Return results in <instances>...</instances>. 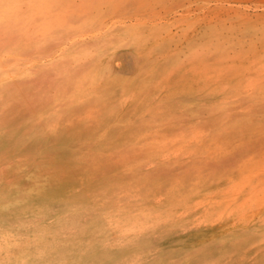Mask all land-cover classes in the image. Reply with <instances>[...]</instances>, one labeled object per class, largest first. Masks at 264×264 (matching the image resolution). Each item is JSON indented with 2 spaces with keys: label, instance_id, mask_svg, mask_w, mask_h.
<instances>
[{
  "label": "rangeland",
  "instance_id": "obj_1",
  "mask_svg": "<svg viewBox=\"0 0 264 264\" xmlns=\"http://www.w3.org/2000/svg\"><path fill=\"white\" fill-rule=\"evenodd\" d=\"M55 244L264 264V0H0V264Z\"/></svg>",
  "mask_w": 264,
  "mask_h": 264
},
{
  "label": "bare ground",
  "instance_id": "obj_2",
  "mask_svg": "<svg viewBox=\"0 0 264 264\" xmlns=\"http://www.w3.org/2000/svg\"><path fill=\"white\" fill-rule=\"evenodd\" d=\"M32 219V218H31ZM26 224H29L28 226L24 225L23 228H26L25 230H30L34 228V224L28 222ZM99 243H97L96 247H99ZM62 247L58 245H51V247H48L45 249V251L39 255L38 257L35 258L33 262L30 264H59L58 261V256H59V251L61 250Z\"/></svg>",
  "mask_w": 264,
  "mask_h": 264
}]
</instances>
